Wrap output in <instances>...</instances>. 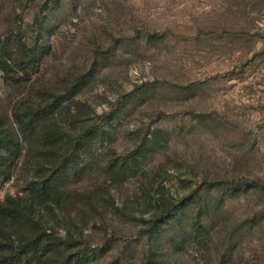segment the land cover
<instances>
[{
	"label": "rangeland",
	"instance_id": "rangeland-1",
	"mask_svg": "<svg viewBox=\"0 0 264 264\" xmlns=\"http://www.w3.org/2000/svg\"><path fill=\"white\" fill-rule=\"evenodd\" d=\"M14 33L46 48L0 70V130L19 148L0 208L24 203L41 230L85 241L82 264H146L149 248L153 264H264V0H0V58L20 53ZM45 105L37 131L19 125ZM54 130L86 140L78 173L40 197ZM186 196L179 221L142 234Z\"/></svg>",
	"mask_w": 264,
	"mask_h": 264
},
{
	"label": "trees",
	"instance_id": "trees-1",
	"mask_svg": "<svg viewBox=\"0 0 264 264\" xmlns=\"http://www.w3.org/2000/svg\"><path fill=\"white\" fill-rule=\"evenodd\" d=\"M39 25H42L41 20H39ZM14 38L20 53L11 60L0 58V70L3 72L4 77H12L15 68L20 69L21 72L34 68L39 63L42 50L46 48L40 33H36L31 44H26L18 33H14ZM46 107L47 105L21 110L19 125L33 134L41 124V115ZM108 117V113H101L96 116V121L100 123L108 120ZM10 128L14 132V137L19 138L16 128L14 129L12 126ZM51 133L53 134L47 141L54 145L53 148L56 147L54 149L55 166L45 177L34 181L31 187L32 193H36L40 197L48 195L55 189L59 190L63 185L61 181H63L64 176H66V179L78 173L76 159L81 153V148L86 140L84 135L72 136L57 130ZM11 141L9 135L0 130V186L6 179L11 177L9 169L14 155H16L15 152L19 150V148L15 149L11 146ZM108 168V171L113 174L125 173L122 165L116 167L114 163H111ZM189 198L190 196H186L178 203L163 208L149 221V224L141 231L142 234L160 233L165 224L179 221L188 205ZM23 204L17 203L16 205L0 208V264L84 263L85 241L72 235L64 236L54 231L41 230L30 209ZM19 223H23L28 231L26 234L15 237L7 229ZM189 226L196 240L204 239L207 233L206 222L200 213L195 211L189 217ZM113 235L114 233L110 236ZM130 239L131 237H128L126 240L129 241ZM156 254L153 249H147L145 254L146 264H153Z\"/></svg>",
	"mask_w": 264,
	"mask_h": 264
}]
</instances>
